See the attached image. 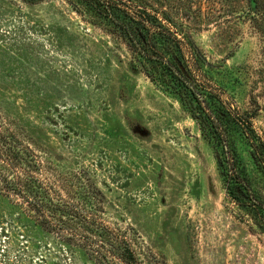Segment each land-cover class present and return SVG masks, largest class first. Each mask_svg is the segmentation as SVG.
Returning a JSON list of instances; mask_svg holds the SVG:
<instances>
[{"label":"rangeland","instance_id":"374dc122","mask_svg":"<svg viewBox=\"0 0 264 264\" xmlns=\"http://www.w3.org/2000/svg\"><path fill=\"white\" fill-rule=\"evenodd\" d=\"M150 1L203 53L211 88L240 112L258 105L264 141V43L233 0ZM96 23L71 0H0V135L27 147L33 175L65 200L131 228L142 264H264V236L237 218L197 124ZM85 178L95 206L82 201ZM0 264L96 263L40 229L0 182Z\"/></svg>","mask_w":264,"mask_h":264},{"label":"trees","instance_id":"16d2710c","mask_svg":"<svg viewBox=\"0 0 264 264\" xmlns=\"http://www.w3.org/2000/svg\"><path fill=\"white\" fill-rule=\"evenodd\" d=\"M71 1L76 12L96 19V25L126 47L135 71L155 89L177 99L213 151L226 196L238 211L237 218L248 219L264 236V141L252 126L258 105L254 102L252 111L240 112L211 88L203 53L189 37H179L176 30L181 26L150 0ZM232 2L234 18L242 17L250 23L264 43V0ZM240 147L248 151L249 164ZM0 159L9 171L0 182L8 195L27 207L44 232L79 249L96 264H142L133 249L134 231L130 228L132 235H128L127 229L106 224L102 209L80 208L53 186L42 183L32 173L41 168L27 147L13 137L0 135ZM88 183L91 187L86 190L79 184L82 201L95 206L92 201H97L100 193L91 181ZM147 262L158 264L152 255Z\"/></svg>","mask_w":264,"mask_h":264}]
</instances>
